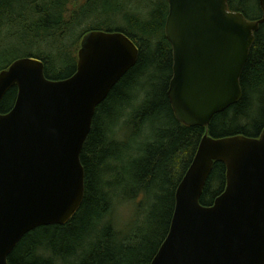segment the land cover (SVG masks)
<instances>
[{
  "label": "water",
  "instance_id": "water-1",
  "mask_svg": "<svg viewBox=\"0 0 264 264\" xmlns=\"http://www.w3.org/2000/svg\"><path fill=\"white\" fill-rule=\"evenodd\" d=\"M173 48L168 96L177 118L207 127L242 99L241 76L264 23L229 9V0H167ZM139 48L121 31H91L77 71L48 79L44 63L22 57L0 71V264L29 231L65 224L84 199L81 151L97 106L137 62ZM227 167L225 191L200 199L215 162ZM151 264H264V129L259 137L204 134L176 192L170 231Z\"/></svg>",
  "mask_w": 264,
  "mask_h": 264
},
{
  "label": "trees",
  "instance_id": "trees-1",
  "mask_svg": "<svg viewBox=\"0 0 264 264\" xmlns=\"http://www.w3.org/2000/svg\"><path fill=\"white\" fill-rule=\"evenodd\" d=\"M250 19L258 0H229ZM167 0H0V71L22 57L44 63L51 80L75 74L78 50L91 31H121L139 48L136 64L97 106L81 151L84 199L65 224L26 233L8 264H151L165 241L177 188L204 134L259 137L264 129V23L241 76L242 99L207 127L181 122L168 91L173 48L166 36ZM5 94L0 112L16 102ZM226 164L215 162L200 202L212 206L226 189ZM140 198L136 219L119 223V204ZM132 222V223H131ZM131 223V224H130ZM130 224V225H129Z\"/></svg>",
  "mask_w": 264,
  "mask_h": 264
},
{
  "label": "rangeland",
  "instance_id": "rangeland-1",
  "mask_svg": "<svg viewBox=\"0 0 264 264\" xmlns=\"http://www.w3.org/2000/svg\"><path fill=\"white\" fill-rule=\"evenodd\" d=\"M139 200L140 198L138 199L137 197L136 199L130 200L131 202L129 203L125 202V203L119 204L117 214H118V219H119L118 221L121 225L126 223V221L130 218V216L132 217V221L136 219L138 205L142 202Z\"/></svg>",
  "mask_w": 264,
  "mask_h": 264
}]
</instances>
